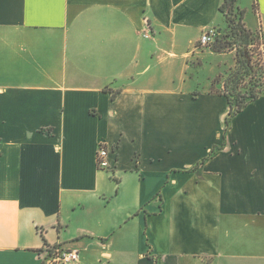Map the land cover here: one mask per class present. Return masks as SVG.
Returning a JSON list of instances; mask_svg holds the SVG:
<instances>
[{
  "label": "crops",
  "instance_id": "1",
  "mask_svg": "<svg viewBox=\"0 0 264 264\" xmlns=\"http://www.w3.org/2000/svg\"><path fill=\"white\" fill-rule=\"evenodd\" d=\"M223 1L0 0V264H264V95L228 122L199 44Z\"/></svg>",
  "mask_w": 264,
  "mask_h": 264
},
{
  "label": "trees",
  "instance_id": "2",
  "mask_svg": "<svg viewBox=\"0 0 264 264\" xmlns=\"http://www.w3.org/2000/svg\"><path fill=\"white\" fill-rule=\"evenodd\" d=\"M237 3L238 0H224L221 3L219 10L224 17L222 19L225 26L230 29V32L222 36L218 29V34L214 37L213 42L205 46L211 48L214 52L223 53L232 48L231 44L233 42L236 45L235 66L231 67L225 74L215 77L211 87L212 92H217V94L227 97L230 105V111L227 116L228 122L231 116L238 114L251 102L264 95V84H261V86L257 84L252 87L247 86L246 79L251 75L253 66L245 56L249 51V46L251 47L254 44L262 45V70L264 73L263 33L261 30L254 31L246 25L244 21L245 10L241 9ZM228 35L232 40H227L226 36ZM115 95L116 93L112 96L114 97Z\"/></svg>",
  "mask_w": 264,
  "mask_h": 264
},
{
  "label": "built area",
  "instance_id": "3",
  "mask_svg": "<svg viewBox=\"0 0 264 264\" xmlns=\"http://www.w3.org/2000/svg\"><path fill=\"white\" fill-rule=\"evenodd\" d=\"M216 34H218L216 27L206 29L200 35L199 44L202 47L209 45L213 42ZM96 160L97 166L102 170H112L111 149L108 147L107 142H99ZM79 254L80 252L77 249H68L61 245H46V248L41 253V264H77L80 260Z\"/></svg>",
  "mask_w": 264,
  "mask_h": 264
},
{
  "label": "rangeland",
  "instance_id": "4",
  "mask_svg": "<svg viewBox=\"0 0 264 264\" xmlns=\"http://www.w3.org/2000/svg\"><path fill=\"white\" fill-rule=\"evenodd\" d=\"M241 9H243V8L241 7ZM243 10H245V9H243ZM245 17H246V19H245L246 24H248L249 20H252L253 22L255 21V17L253 16V13L250 11V9L245 10ZM221 24H222V22H221ZM215 27L217 29H219V31L222 33V36H225L226 34H229V32H230V29L226 26H223V27L215 26ZM226 37H227V40H232V38L229 35ZM231 47L232 48H229V50H227V52L233 51V66H235V53L237 50H236V45L234 42L231 44ZM248 50L249 51L246 53L245 56L250 61V64L253 67L251 68V70H252L251 75H249L246 79L247 86L252 87L254 84L261 86V84H264V73L262 70V67H263L262 45L254 44L251 47L249 46ZM233 66H231V67H233ZM208 68H209V66L207 67V69ZM230 68L227 71H229ZM207 74H208V71H206V70L200 73V75H199L200 79L199 80L201 81V84H204Z\"/></svg>",
  "mask_w": 264,
  "mask_h": 264
}]
</instances>
